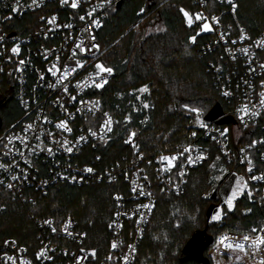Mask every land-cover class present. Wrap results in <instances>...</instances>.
Wrapping results in <instances>:
<instances>
[{"label": "built area", "instance_id": "built-area-1", "mask_svg": "<svg viewBox=\"0 0 264 264\" xmlns=\"http://www.w3.org/2000/svg\"><path fill=\"white\" fill-rule=\"evenodd\" d=\"M119 1L78 0V7L73 9L70 7L71 0L64 5L61 0H37V4H32V0H20L18 11L12 12L16 0H0V37H3L0 40V105L13 99L20 108L18 118L0 129V163L9 165L7 171L0 169V181H3L0 184V204L5 200L31 204L37 196L45 197L54 187L62 185L86 187L104 183L117 186L106 225L108 245L100 252L90 247L87 232L75 217L50 213L34 219L37 234L33 249H28L11 237L0 240V264H21V261L25 264H125L124 257L128 258L127 264H132L155 210L158 194L177 196L183 193L191 172L212 161L215 158L213 152L222 161L219 167L227 169L224 182L232 180L234 183L232 173L245 177L248 188L241 195L244 201L259 209L261 222H264V181L249 178L264 173V143L249 147L252 141L264 140V109L260 110L258 117H245L247 127L237 112L243 104L258 105L259 92L264 91V68L260 67L264 64V47L256 44V41L264 40V20L254 25L242 22L238 18L242 0H234L237 5L235 12L227 0H192L193 9L189 13L193 18L196 13H202L208 18L210 26L212 16L219 18L212 31H202L197 26L202 21H194L192 29L195 35L199 33L205 36L197 49L207 56L206 71L224 107H221L222 114L213 120H206L205 116L200 115V120L206 125L203 128L196 119L197 114L187 111L185 138L170 151L158 150L148 156L140 149L136 136L132 139L138 145V152L125 143L130 133L136 131L124 124L119 127L118 118L102 105L99 96L102 89H96L90 83L89 73L95 71L94 65L100 61L102 51L82 53L76 47L78 44L85 49L90 46L89 33L95 36L94 42L98 44L96 33L100 27H89L91 19H98L102 25ZM80 16H85V20H80ZM53 17L55 19L49 23ZM241 30L248 38L241 39ZM17 45L20 51L13 54L11 49ZM244 48L248 49L247 53L241 51ZM21 60L25 63L20 64ZM76 60L86 62L82 68L69 72L64 78L63 68L74 66ZM53 65L60 69L55 76L49 71H56ZM104 75L108 82L113 78V75ZM77 82H80V87H76ZM64 85L68 87L67 92ZM225 90L231 95L224 96ZM96 101H99L98 105ZM144 103L149 105L147 109L143 108ZM129 106L137 115L138 125L146 127L154 108L149 100V89L145 93L134 91ZM105 112L114 123L112 131L103 133L104 138L101 139L100 125L107 119L103 115ZM61 121H67L72 131L58 129L56 125ZM29 124L33 125V130H27ZM233 125L237 127V135L232 131ZM89 128L97 135L91 136ZM225 129L227 132L222 136L221 132ZM82 135L86 140H79ZM9 136H27L29 146L25 147L19 139H13L8 144ZM116 137L125 151H119L114 160L108 162L112 149L109 151L107 145ZM54 140H67L72 152H66ZM188 145L193 146V158L202 151L206 159L189 165L185 154L176 161L171 173L157 171L161 167V154L175 155ZM47 148L53 151L49 153ZM9 150L10 154L6 155ZM20 152L24 153L23 157ZM140 155L143 159L139 158ZM249 159L252 161V173L247 172ZM86 167H92L94 171L87 173L84 171ZM181 167L183 176L179 175ZM13 175L20 179L11 180ZM9 183L13 184L11 189L7 187ZM133 187L136 192H133ZM141 187L153 195L139 196ZM117 196L122 199L117 201ZM150 202L155 205L151 212L143 208L137 211L138 205ZM141 213L145 214L143 219ZM46 220H51L52 224H46ZM53 227L57 229L56 232L52 231ZM247 233L250 232L226 231L218 234L206 252L211 264H217L220 259L215 243L221 235L228 234L242 240V234ZM113 242L117 243L115 249L111 247ZM93 250L95 256L91 255ZM39 253L44 255L37 259ZM7 257L14 260L9 261ZM223 264H229L227 256L223 257ZM248 264H254V261L249 260Z\"/></svg>", "mask_w": 264, "mask_h": 264}, {"label": "trees", "instance_id": "trees-1", "mask_svg": "<svg viewBox=\"0 0 264 264\" xmlns=\"http://www.w3.org/2000/svg\"><path fill=\"white\" fill-rule=\"evenodd\" d=\"M193 9L192 0H121L120 6L109 11L97 30V40L102 51L100 61L114 69L113 78L99 91L104 108L124 124L136 131L137 144L148 156L158 150L170 151L186 136L187 109H201L205 116L222 100L213 89L206 71L207 56L199 53L198 46L205 36L197 35L195 44L188 38L195 30L188 28L180 9ZM143 10V11H142ZM238 18L245 24L264 20L263 0H242ZM136 26L129 29L132 25ZM160 26V30L147 31ZM129 29V30H128ZM147 86L149 100L154 105L146 127L138 125L137 115L129 106L131 94ZM20 108L13 99L0 105V129L13 123ZM125 117H130L126 121ZM114 160L125 148L117 137L107 145ZM191 172L183 193L177 196L158 194L155 210L132 264H201L186 258L184 248L188 241L204 229L207 249L218 234L226 231L250 232L261 224V212L244 201L242 195L235 201L234 209L225 211L222 219L212 221L211 216L223 202L217 193L215 199L208 190L215 184L218 191L225 175L217 184L221 160ZM213 163L217 168L210 167ZM115 184H95L72 187H54L45 197L37 196L34 203L21 204L5 200L0 204V240L11 237L19 244L33 249L36 245L34 219L53 213L56 216L75 217L86 230L90 247L100 252L108 245L107 221L113 208ZM211 205L215 208L207 219ZM226 210V208H224ZM249 209L251 211H249Z\"/></svg>", "mask_w": 264, "mask_h": 264}, {"label": "snow or ice", "instance_id": "snow-or-ice-1", "mask_svg": "<svg viewBox=\"0 0 264 264\" xmlns=\"http://www.w3.org/2000/svg\"><path fill=\"white\" fill-rule=\"evenodd\" d=\"M106 2L110 3V0H106ZM20 0H16V5H14L11 8L12 12H17L18 11V6H19ZM69 0H61V4H68ZM227 3L229 5H231L233 12H235L237 5L236 3H234V0H227ZM32 4H37V0H32ZM70 7L73 9H76L78 7V0H71V4ZM93 11H95V9H93ZM143 11V10H142ZM180 11L183 13L184 17L186 18V23L187 26L189 28H192L194 21H202V24L197 25L198 27H201L202 31H212L213 27L219 23V18L216 16H212L211 17V22H212V26H210V23L208 21V18L205 17L202 13H196L194 18L190 15V13L188 11H186L185 9L181 8ZM91 17V13L88 14ZM55 18L53 17L52 20L49 21V23H52L53 20ZM80 20H85V16H80ZM67 27H71V25H67ZM89 27H95V28H99L101 27V22L98 19H91L90 25ZM85 32H87V28H85ZM199 33H197L198 35ZM89 35L91 36V43L90 46L85 49L84 47H81V45H76V47L78 49H80V51L86 52V51H90V50H95V51H99L100 46L98 44H96L95 41V36L92 35L91 33H89ZM197 35H191L188 38V42L190 44H195L197 41ZM248 37H246L243 33V30H241V39H246ZM3 37H0V40H2ZM232 43H236V41H232ZM256 44L258 46L264 47V40H260V41H256ZM13 54H18L20 51L19 46H15L11 49ZM242 52L247 53L248 49L244 48L241 49ZM59 60V57L57 58ZM85 60H76L74 62V66H65L63 68V72H62V76L64 78H67L69 72H74L76 71L77 68H82L85 64ZM20 64H24L25 61L21 60L19 62ZM95 67V71L92 73H89V78H90V83L92 86H94L96 89H103L105 87V85L108 83V79L106 78V76L104 74H107V76H111L114 73V69L111 66H108L104 63L101 62H97L94 65ZM261 68H264V64L260 65ZM53 69H56V71H53L52 69H49V71L52 72V75L55 76L57 71H60V69L56 68V65H53ZM41 79H43V77H41ZM60 78L58 77V80ZM52 85H50L51 87ZM80 82H77L76 87H80ZM262 87H264V82H262ZM64 91L67 92L68 91V87L67 85H64ZM140 93H145L148 91L147 86H144L140 89L137 90ZM224 96H229L231 95V92L225 90L223 92ZM259 104H251V103H246L241 105V107H239L237 109V112L240 113V119L242 122L245 123V127H247V122L245 121V117L246 116H250V117H258L261 112V109H264V91H260L259 92ZM73 100L76 99L75 96L72 97ZM137 99H139V96L137 97ZM86 103V102H85ZM96 105L99 104V101L95 102ZM149 107V105L147 103L143 104V108L147 109ZM184 107L187 109V111L189 112H193L196 113V119L197 121L200 123V126L206 127L205 123L203 121L200 120V115L202 110L201 109H197V108H191L188 105H184ZM79 111V109H78ZM103 115L105 117H107V119H105L103 121V123L100 125V129H101V139H103V133L105 132H111L112 131V125L114 123V121L112 120V118L110 117V115L105 112L103 113ZM45 120H47V118H45ZM125 120L128 121L130 120V117H125ZM56 127L58 129L64 130V131H68L71 132L72 129L68 126V122L67 121H61L60 123H58L56 125ZM27 130H33V125L29 124L26 126ZM227 132V129H225L223 132H221V135H225ZM89 133L91 136H96L97 133L95 131H93L91 128H89ZM49 137L52 136L51 133L48 134ZM193 136L196 135L195 132L192 133ZM136 136L135 132H131L129 135V139L125 140L126 144H130L134 150H136L137 152L139 151L138 145H136L135 143H133V137ZM2 139V138H0ZM13 139H19L21 141V143L25 146L28 147V143H27V136H17V137H13V136H9L8 137V144H11L13 142ZM37 140L40 139L39 136L36 137ZM80 141H84L86 140L85 136H80L79 137ZM54 143L59 144L60 147L64 148V150L66 152L71 153L72 152V147L70 146L69 142L67 140L65 141H55ZM257 143H264V140L262 141H252L251 144L249 145V147H254ZM5 148L8 147L7 144L4 145ZM37 147H39V145H37ZM47 151L49 153H51L53 151L52 148H47ZM192 151H193V146L192 145H188L185 146L182 151L176 153L175 155H164L161 154L159 156V163L161 164V167L157 170L158 172L161 173H171L173 168L176 167V161H178L181 157L185 156V154H187L186 156V162L189 165H193L195 163H197L198 161H203L204 159H206L205 155L203 154V152H198L196 157L193 158L192 156ZM243 151V150H242ZM11 150H9L8 153H5L6 155L10 154ZM20 155L23 157L24 153L20 152ZM140 159H143V156L140 155L139 157ZM220 157L217 156L216 157V161H219ZM149 163H151V161H149ZM211 168L216 169L218 166L216 163H213L212 165H210ZM9 168V165L0 163V169H4L5 171H7ZM85 172L87 173H92L94 171V169L92 167H86L84 169ZM219 171L222 173L227 174V169L224 167H219ZM253 171V166H252V161L249 159L248 160V168H247V172L248 173H252ZM179 175L183 176V169L181 167ZM231 176L234 178V183H231L227 186L226 191H225V196L226 198L223 200V204L226 205V210L223 207L217 208L216 212L214 215L211 216V220L212 221H219L222 219V215L225 211H232L234 209L235 206V201L238 199V197L244 193L245 189L248 188V183L247 180L245 179L244 176L238 175L236 173H232ZM224 177L219 176V175H213L212 176V180L214 181H221ZM251 180H261L264 181V173H262L259 176L256 175H251L249 177ZM20 179L19 176L17 175H13L11 176V180L15 181ZM25 179H27V175L25 174ZM65 179H67V177H65ZM72 179H76L75 177H72ZM145 180L148 179V177H144ZM169 182H171V179L169 178ZM3 181H0V184H2ZM7 187L9 189H11L13 187V184L9 183L7 185ZM133 192H136V188L133 187ZM215 191V189H213ZM139 196H147V197H151L153 195V193L151 191H146L143 187L140 188L139 192H138ZM248 196L249 198H251V192H248ZM115 199L117 201L121 200L122 197L117 196L115 197ZM155 205L152 204L151 202L148 204H143L141 203L140 205H138L137 211H139L140 208L143 209H147L148 212H151L152 208ZM249 211H251L249 209ZM117 215H119V213H117ZM145 214L141 213V219H143V216ZM46 224L51 225L52 221L51 220H46L45 221ZM53 232H56L57 229L56 228H52ZM65 231H67V229H65ZM70 234V233H69ZM255 234V235H254ZM243 238L238 239L237 237H233V236H229L228 234H223L221 235L215 243V247H216V252L219 254L220 259H218L217 264H223V257L227 256L228 257V261L229 264H248L249 260L254 261V264H264V222H261V225L259 227H252L250 230V233L247 234H242ZM8 243V242H6ZM11 243H15V241H12ZM111 247L113 249L117 248V243L113 242ZM44 255V253H39L37 256V259H39L40 257H42ZM92 256H95V250L92 251L91 253ZM7 259L9 261H13L14 258L13 257H7ZM109 259H111V257H109ZM127 257H124L125 260V264H127ZM21 264H25L24 261H21Z\"/></svg>", "mask_w": 264, "mask_h": 264}, {"label": "water", "instance_id": "water-1", "mask_svg": "<svg viewBox=\"0 0 264 264\" xmlns=\"http://www.w3.org/2000/svg\"><path fill=\"white\" fill-rule=\"evenodd\" d=\"M121 1L118 2L117 4V8L120 6ZM222 114V109L221 106L216 103L212 109L205 115V119L206 120H213L217 117H219ZM1 122L2 119L0 117V126H1ZM233 183L232 180H230L227 183V186L229 184ZM223 189H221L220 191H222ZM217 195V191H213L212 193V198L215 199ZM214 205H211L208 209L207 212V219L210 217V213L213 210ZM206 229H204L203 231L195 234L187 243V245L184 248V254L186 256V258H193L196 259L198 262H200L201 264H211L210 260L207 257L203 256V250L205 248V246L207 245V238L205 236Z\"/></svg>", "mask_w": 264, "mask_h": 264}, {"label": "rangeland", "instance_id": "rangeland-1", "mask_svg": "<svg viewBox=\"0 0 264 264\" xmlns=\"http://www.w3.org/2000/svg\"><path fill=\"white\" fill-rule=\"evenodd\" d=\"M264 1V0H263ZM161 28H160V26H156V27H153V28H149L147 31H149V32H152L153 30H160ZM202 30V29H201ZM98 62H101V61H98ZM232 131L234 132V134L235 135H237V133H238V130H237V127L236 126H232ZM225 173H219L218 175L219 176H223ZM215 183L217 184L218 182L217 181H215ZM215 188V184L213 183V185H212V187L208 190L209 192H212L213 191V189ZM220 195V194H219ZM225 198H223V200H224ZM223 204V202L221 203V205ZM221 207H223V208H226L227 206L226 205H224L223 204V206H221ZM218 208H220V207H218Z\"/></svg>", "mask_w": 264, "mask_h": 264}, {"label": "flooded vegetation", "instance_id": "flooded-vegetation-1", "mask_svg": "<svg viewBox=\"0 0 264 264\" xmlns=\"http://www.w3.org/2000/svg\"><path fill=\"white\" fill-rule=\"evenodd\" d=\"M226 188H227V183H226V182H223V184L221 185V187H220L219 190L217 191V193L220 194L223 198H226V196H225ZM221 189H223V190L220 191ZM223 198H222V199H223Z\"/></svg>", "mask_w": 264, "mask_h": 264}]
</instances>
